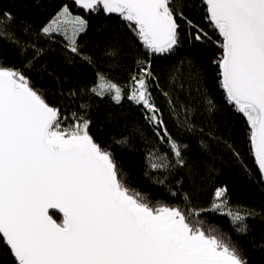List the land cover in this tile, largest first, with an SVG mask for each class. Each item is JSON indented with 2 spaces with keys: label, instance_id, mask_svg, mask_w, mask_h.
Instances as JSON below:
<instances>
[{
  "label": "snow or ice",
  "instance_id": "1",
  "mask_svg": "<svg viewBox=\"0 0 264 264\" xmlns=\"http://www.w3.org/2000/svg\"><path fill=\"white\" fill-rule=\"evenodd\" d=\"M202 2L221 38L222 54L215 63L225 99L247 120L264 183V0ZM74 3L86 11L119 15L144 49L143 58L135 61L137 71L129 73L125 85L98 72L90 91L100 97L111 95L116 103L127 98L142 105L150 114L146 119L163 129L156 134L174 157L173 161L167 153L160 155L159 163L152 162L151 167L186 169L191 175L186 158L189 146L167 130L151 91L158 78L150 58L172 53L181 43L177 17H187L177 0ZM11 19L7 12L0 14V34ZM187 24L193 30L189 35L193 42L207 37L192 21ZM87 27L86 19L73 15L65 4L42 32L62 35L70 51L81 55L77 38ZM107 54L116 55L115 51ZM85 59L91 63V58ZM164 95L181 127L205 135L192 120L194 109L173 100L168 92ZM207 104L209 111L214 110L210 99ZM65 119L22 71L0 66V245L8 249L13 264H248L234 243L215 228L205 227L200 217L203 212H219L244 233L246 220L257 215L254 210L230 208L226 188L215 190L210 208H196L187 192L183 207L153 203L127 186L113 154L89 134L84 116L73 113L74 123L62 127ZM200 147L211 152L204 140ZM156 156L151 153L150 161ZM50 209L62 214L59 222ZM0 264H4L2 258Z\"/></svg>",
  "mask_w": 264,
  "mask_h": 264
},
{
  "label": "trees",
  "instance_id": "2",
  "mask_svg": "<svg viewBox=\"0 0 264 264\" xmlns=\"http://www.w3.org/2000/svg\"><path fill=\"white\" fill-rule=\"evenodd\" d=\"M65 4L73 15L82 16L88 23L87 30L77 38L81 55L70 51L62 35L42 32ZM177 7L207 37L193 42L187 20L177 17L181 43L172 53L150 58L151 70L158 78L151 91L167 130L189 146L186 158L193 169L191 175L186 169L151 167L152 162L159 163L160 155L167 153L173 161L174 157L169 145L156 134L163 129L146 119L150 114L142 105L127 98L116 103L111 95L100 97L90 91L98 72L125 85L129 73L137 71L135 61L143 58L142 45L119 15L86 11L73 0H0V14L7 12L12 17L0 34V66L22 71L34 89L61 110L66 118L62 127L74 123L73 113L84 116L89 121V134L113 154L127 186L153 203L183 207L187 192L193 196L196 208H210L215 190L226 188L230 208L252 209L257 214L246 220L248 230L238 232L231 219L219 212H203L200 219L205 227L215 228L234 243L248 264H264V183L260 182L252 155L247 123L227 102L220 84L215 61L222 54L221 38L209 23L202 0H177ZM110 51L116 55H108ZM85 57L91 58V63ZM165 92L194 109L192 120L197 130L204 129L205 135L180 126ZM209 99L215 105L212 111L208 110ZM182 118L181 112L179 119ZM201 140L208 144L210 153L201 149ZM154 152L157 156L150 161ZM50 214L58 222L62 219L56 213ZM0 258L4 264H13V257L2 245Z\"/></svg>",
  "mask_w": 264,
  "mask_h": 264
},
{
  "label": "water",
  "instance_id": "3",
  "mask_svg": "<svg viewBox=\"0 0 264 264\" xmlns=\"http://www.w3.org/2000/svg\"><path fill=\"white\" fill-rule=\"evenodd\" d=\"M74 1V0H73ZM204 4V3H203ZM205 5V4H204ZM205 7H206V5H205ZM207 11V10H206ZM107 14V13H106ZM112 15H117V14H115V13H112ZM221 77V76H220ZM221 79H222V77H221ZM244 117V116H243ZM244 119H245V121H246V123H247V120H246V118L244 117ZM247 126H248V128H249V130H250V127H249V125H248V123H247ZM250 147H251V143H250ZM251 150H252V148H251ZM252 155H253V157H254V160H255V156H254V152H253V150H252ZM255 165H256V163H255ZM256 167H257V169H258V166L256 165ZM49 213H56V214H58L61 218H62V214L61 213H59V210L58 209H50L49 210Z\"/></svg>",
  "mask_w": 264,
  "mask_h": 264
},
{
  "label": "rangeland",
  "instance_id": "4",
  "mask_svg": "<svg viewBox=\"0 0 264 264\" xmlns=\"http://www.w3.org/2000/svg\"><path fill=\"white\" fill-rule=\"evenodd\" d=\"M55 18V17H54ZM47 26V25H46Z\"/></svg>",
  "mask_w": 264,
  "mask_h": 264
}]
</instances>
